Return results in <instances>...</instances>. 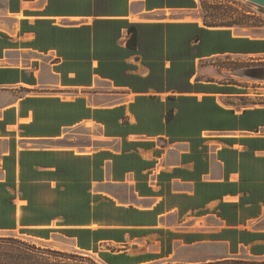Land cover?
I'll use <instances>...</instances> for the list:
<instances>
[{
    "label": "crops",
    "instance_id": "1",
    "mask_svg": "<svg viewBox=\"0 0 264 264\" xmlns=\"http://www.w3.org/2000/svg\"><path fill=\"white\" fill-rule=\"evenodd\" d=\"M198 1L0 0L1 232L107 264H264V102L206 76L264 36Z\"/></svg>",
    "mask_w": 264,
    "mask_h": 264
},
{
    "label": "rangeland",
    "instance_id": "2",
    "mask_svg": "<svg viewBox=\"0 0 264 264\" xmlns=\"http://www.w3.org/2000/svg\"><path fill=\"white\" fill-rule=\"evenodd\" d=\"M192 14L208 25H227L244 34L264 36V13L248 0H199L198 7ZM207 66L209 71L206 76L209 80L248 86L249 80L254 78L239 73L244 69L263 67L264 54L228 55L209 62ZM258 86L263 89H241L242 92L250 94L242 97L243 101L264 102V96H257L264 94V83L259 82ZM13 243L20 244L30 252L38 254L36 256L44 258L42 264H107L99 255L80 252L68 246L64 250L59 243L41 241L21 232L0 231V258L20 253L14 249Z\"/></svg>",
    "mask_w": 264,
    "mask_h": 264
},
{
    "label": "trees",
    "instance_id": "3",
    "mask_svg": "<svg viewBox=\"0 0 264 264\" xmlns=\"http://www.w3.org/2000/svg\"><path fill=\"white\" fill-rule=\"evenodd\" d=\"M212 26V25H211ZM227 26V25H221ZM231 27V26H227ZM14 249L19 251L17 254H8L5 257L0 258V264H42L44 258L38 257L36 253L30 252L28 248L22 247L20 244L13 243ZM100 257L108 263H111L106 254H101Z\"/></svg>",
    "mask_w": 264,
    "mask_h": 264
},
{
    "label": "water",
    "instance_id": "4",
    "mask_svg": "<svg viewBox=\"0 0 264 264\" xmlns=\"http://www.w3.org/2000/svg\"><path fill=\"white\" fill-rule=\"evenodd\" d=\"M248 1L256 4L258 9H259V11L264 13V0H248ZM249 69H251V70L254 69L255 72H262V71H264V66L263 67L249 68ZM244 70H248V69H244ZM244 70H242V71H244ZM244 74L247 75V76L249 75L251 78H254V79L264 80V75L257 74V75L253 76L252 74L251 75L248 74V72H244Z\"/></svg>",
    "mask_w": 264,
    "mask_h": 264
},
{
    "label": "built area",
    "instance_id": "5",
    "mask_svg": "<svg viewBox=\"0 0 264 264\" xmlns=\"http://www.w3.org/2000/svg\"><path fill=\"white\" fill-rule=\"evenodd\" d=\"M250 82H248V86H243L242 87V89L243 90H251V89H259V90H261V89H263V87H259L258 86V83L259 82H262V83H264V80H260V79H253V80H249ZM252 81V82H251ZM246 93V92H245ZM248 94V93H247ZM257 96H264V94H259V95H257ZM256 133H259V131H257Z\"/></svg>",
    "mask_w": 264,
    "mask_h": 264
},
{
    "label": "bare ground",
    "instance_id": "6",
    "mask_svg": "<svg viewBox=\"0 0 264 264\" xmlns=\"http://www.w3.org/2000/svg\"><path fill=\"white\" fill-rule=\"evenodd\" d=\"M244 72H248V74H250V75L252 74L253 76H254V75H257V74H259V75H264V71H262V72H255L254 69L251 70V69H249V68H248V70L241 71L239 74H240V75H243V76H246V77H250L249 75H248V76L245 75ZM249 72H250V73H249ZM250 78H251V77H250Z\"/></svg>",
    "mask_w": 264,
    "mask_h": 264
}]
</instances>
